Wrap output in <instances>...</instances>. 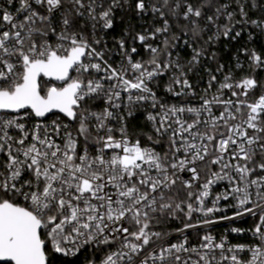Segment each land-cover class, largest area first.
<instances>
[{"label": "snow or ice", "instance_id": "1", "mask_svg": "<svg viewBox=\"0 0 264 264\" xmlns=\"http://www.w3.org/2000/svg\"><path fill=\"white\" fill-rule=\"evenodd\" d=\"M125 3L4 0L0 4V155L6 157L0 161V264H55L57 256L75 257L85 246L107 250L100 264H264V174L255 175L264 173V91L250 101V94L260 87L257 79L234 80L228 74L218 83L216 93L201 97L198 107L160 103L149 85L171 68L179 75L173 74L166 90L177 97L194 93L183 91L192 86L179 61H161V49L145 41L169 31L162 8H168L173 17L181 16L183 8L182 18L191 24L193 37H199L205 31L199 19L212 0L199 6L189 0H162L160 7L152 4L151 11L159 14L163 26L133 37L144 44L149 59L133 60L131 54L137 48L129 53L120 40L124 61L113 67L105 59L104 48L97 47L102 39L96 35L114 28L115 12ZM128 6L138 13L149 8L146 0H133ZM227 7L216 8L217 19ZM239 10L244 23L264 29V21L248 20L243 4ZM233 16V12L226 13L229 24L217 25L209 42L220 35L229 37ZM85 17L91 33H86L88 25L80 23ZM207 19L213 22L212 16ZM239 36L236 32L232 38ZM163 44L166 50L169 40L165 38ZM243 51L251 62L249 67L264 68V56L254 49ZM202 55L204 49L194 48L188 64H198ZM236 67H243L239 60ZM216 79L210 77L205 92ZM174 86L181 90L174 91ZM224 90L236 99L222 98ZM122 94H127L126 104ZM97 99L107 107L91 111L89 101ZM145 101L157 110L147 115L155 136L167 137L163 154L142 145L140 138H132L123 117H119L118 129L109 126L108 121L117 119L112 109ZM213 105L223 106L219 115L213 114ZM49 114L55 116L50 126L37 122L29 129L21 122ZM57 114L77 123V136L67 131L69 125ZM62 130V143H58L55 137ZM78 137L84 139L79 152ZM147 139L160 142L152 135ZM90 147H95L94 153ZM185 172L190 178H183ZM202 175L206 179L196 187ZM220 181H227L229 188L213 196L211 187ZM181 190H187L186 198H179ZM222 200L235 201L230 205L232 215L215 216L227 211L220 206ZM178 212L187 221L194 214L203 220L184 223L176 230L181 237L177 242L169 239L174 233L150 230L153 222L159 225L168 218L177 219ZM246 214L258 216L251 230L259 240L257 245L226 248V238L216 242L205 234L199 245L189 246L187 230ZM231 231L243 230L234 227ZM244 252L250 253L247 259L239 255Z\"/></svg>", "mask_w": 264, "mask_h": 264}, {"label": "built area", "instance_id": "2", "mask_svg": "<svg viewBox=\"0 0 264 264\" xmlns=\"http://www.w3.org/2000/svg\"><path fill=\"white\" fill-rule=\"evenodd\" d=\"M132 2L133 0H127V3L124 4L123 8L116 10L113 29L108 30L107 33L97 32L96 35L97 39H102V45L97 47L104 48L105 59L110 64H112L113 67H117L122 61H124V50L119 47L118 43L120 40L125 41V48L129 53H131L132 47L137 48L138 52L136 54H131L133 60H148L150 53L145 49L144 44H141L138 40L134 41L133 37H135L137 34L148 35L149 33L154 32L157 27L163 26V21L160 19L159 14L153 13L151 11V5L156 4L157 7H160L162 5V0H146L149 8L145 13H138L134 7H129L128 5ZM171 2L175 3V0H171ZM3 3L4 0H0V4ZM239 4L237 3V5H232L228 0L222 1L221 6L228 5V7L227 9H221V11L225 14L221 15L218 19L216 14L213 16L204 13L199 19V24L201 28L205 29V31H203L199 37H193L191 32V24L189 21H186L182 18V12L184 11L183 8L179 10L181 13V16L179 17H173L170 14L168 8H162V11L165 12V19H167L169 22V31L167 33L157 34L155 39H148L145 41V44H151L152 46L161 49L159 54L161 61H179V63L184 68L186 78L189 80V83L192 86L191 90L184 89L183 91L186 93L191 91L194 93V95H182L177 97L173 93L166 90L172 81L173 74L175 73L176 75H179L175 68H171L166 72L165 75L157 76L149 85L156 93L160 103L177 106L187 103L188 105L198 107L202 103L201 97L207 96L210 98L214 93H216L218 83L222 82L224 76L228 74H231L234 80H240L245 76H252L257 79L258 85H260V87L254 90L253 94H250V101H254L261 94V92L264 91V68H256L253 70V68L249 67L251 62L248 60L243 51L244 49H254L259 54L264 56V29L257 27L250 22H243L244 18L240 15ZM254 5V10L259 11V14L261 12V15L264 14V3ZM245 11L248 13L246 9ZM214 12L216 13V10H214ZM227 12L234 13L233 19L231 21V24L234 25L233 31L230 33L229 37L220 35L219 39H214L213 41L209 42L208 38L216 33L217 25L223 26L225 24H229V21L226 19ZM131 15L136 16V19H133ZM208 16L213 17V22L208 21ZM247 18L249 21H264V19H261V17L249 14ZM236 21L241 22L236 23ZM80 23L88 25L86 33H91V27L86 17L81 19ZM121 26L123 27L122 29L120 28ZM118 28L123 32L116 35L114 31H116ZM236 32H240V36L233 39L232 37L235 36ZM174 36L178 37V39H173ZM165 38L169 40V45L166 50L163 44ZM194 48L197 50L204 49V55L199 58L198 64L189 65L188 61L192 58ZM167 53H171V56L169 57ZM213 53H215L214 57L212 55ZM238 60L243 65L242 68L236 67ZM221 64L224 65V67L222 70L218 71L217 69ZM189 68H191V71H189ZM212 75L216 76V82H213L212 88L205 92V90L208 89V81ZM180 90L181 89L179 86H174V91ZM126 96L127 94H122L124 104L127 103ZM222 98H231L233 100L236 99L235 97H231L230 90H224ZM89 105L90 110L95 112H100L105 107H107L106 103L102 99H97L94 102L89 101ZM222 110V105H213V114L219 115V112ZM112 111L114 112V115L117 117V119L108 121L109 126L113 127L114 129H118L121 126L119 117H123V123L127 125L128 134L132 138H140L142 145L154 148L161 154L167 151V137L157 138L153 132L152 123L147 120V115L149 113L155 114L157 111L156 109L152 108L151 102L145 101L138 104H133L130 108L124 107L122 105L120 109H112ZM129 111H131V115L128 114ZM57 115L61 116L63 123L69 125L67 131H71L73 136H77V123L67 120V118L63 117L61 114ZM206 115L207 114H204L205 118ZM184 118L189 119V114H185ZM53 119H55V116L49 115L43 119H38L36 117H32L30 119L25 118L21 122H25L26 126L31 129L37 122H41L50 126ZM12 134L14 136H18V132L16 130H12ZM93 134L95 135V133ZM100 134L103 135L102 132ZM116 134L118 135V133ZM249 134H252L251 130H249ZM147 135H152L154 140L160 139V142L153 143V141H149L147 139ZM62 138L63 130L61 135L55 137V139L58 143H62ZM83 147L84 139L83 137H78V152L81 151ZM90 152L94 153L95 147H90ZM4 159H6V157L0 155V161H3ZM257 159H259V157H257ZM212 167L213 169H216L217 166ZM232 174L233 176H236V173L233 172ZM261 174L264 173L257 172L255 175ZM190 175L191 174L187 172L182 174L184 179L190 178ZM205 179L206 177L202 175L200 181L195 182L196 187H199V185L202 184ZM228 188L229 184L227 181H220L211 187V192L212 195L215 196L216 194L225 192ZM184 191L186 193L187 190ZM252 191L254 193L255 189H252ZM255 199L256 197L253 195V200L255 201ZM234 203V200H222L220 202V206L226 208L227 211L226 213H216L215 216H220L223 214L232 215L234 209L231 208L230 205ZM177 217V219L169 218L168 220H163L159 225H155V222H153V226L150 230L174 233V235L170 236L169 239L171 242H177L181 237L180 234L176 233V230L182 228L184 223H196L198 220H203V217L199 214H194L192 221H187L183 213H177ZM258 222V216L246 214L244 217L236 218L233 221H221L213 225H204L200 228L189 229L185 234L188 236L189 246L199 245V243H201L200 237L205 234H211L215 238L216 242L226 238V248L231 245L254 246L259 243V240L253 235L251 230L254 229ZM234 227L240 228L243 231L239 233L232 232L231 229ZM101 247L104 248L105 246ZM106 254L107 250L98 251L92 246H85L81 252L77 254V256L67 258L71 259L82 257L86 264L89 260L95 261V264H100L101 259ZM215 255L217 258H219V250H216ZM239 255L241 258L247 259L250 256V253L244 252L240 253ZM197 258L198 257L193 255V259ZM224 264H228V262L225 261Z\"/></svg>", "mask_w": 264, "mask_h": 264}, {"label": "trees", "instance_id": "3", "mask_svg": "<svg viewBox=\"0 0 264 264\" xmlns=\"http://www.w3.org/2000/svg\"><path fill=\"white\" fill-rule=\"evenodd\" d=\"M222 1L224 0H212V4L210 6H206L203 10L204 13H206L207 15H213L215 16V12L214 10H216V8H219L222 4ZM230 2V4L232 5H237V0H228ZM189 2L193 3L194 6H199L202 2H204V0H189ZM239 3L243 4L245 6V9L248 11L249 15H253V16H257V17H261V19H264V14L261 15V12L259 14V11L254 10L253 5L254 4H262L264 3V0H239ZM133 17V19H136V16L131 15ZM121 29L123 28L122 26L120 27ZM121 29H116V31H114V33L117 35L118 33H122L123 31ZM185 191L181 190L179 192V198H185ZM179 214V212H178ZM169 219V218H168ZM166 219V220H168ZM55 264H86L84 259L82 257H78V258H67V257H60L57 256L55 258Z\"/></svg>", "mask_w": 264, "mask_h": 264}, {"label": "water", "instance_id": "4", "mask_svg": "<svg viewBox=\"0 0 264 264\" xmlns=\"http://www.w3.org/2000/svg\"><path fill=\"white\" fill-rule=\"evenodd\" d=\"M53 82H55V81H53ZM56 83V82H55ZM58 83V82H57ZM49 115H52V114H49ZM62 115V114H61ZM38 119H43V118H38Z\"/></svg>", "mask_w": 264, "mask_h": 264}]
</instances>
